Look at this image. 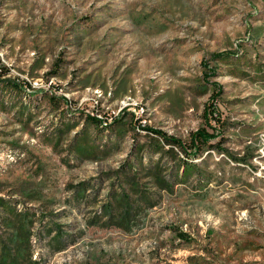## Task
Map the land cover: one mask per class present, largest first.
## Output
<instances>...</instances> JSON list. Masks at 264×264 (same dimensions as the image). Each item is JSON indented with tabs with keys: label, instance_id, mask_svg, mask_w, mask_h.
I'll return each instance as SVG.
<instances>
[{
	"label": "rangeland",
	"instance_id": "obj_1",
	"mask_svg": "<svg viewBox=\"0 0 264 264\" xmlns=\"http://www.w3.org/2000/svg\"><path fill=\"white\" fill-rule=\"evenodd\" d=\"M3 69L0 196L34 213L35 264H264V0H0ZM212 94L221 124L206 129L225 151L203 158L207 181L158 191L135 172L158 157L137 125L187 140ZM49 95L76 123L57 143ZM86 114L131 121L95 137L96 159L69 148ZM130 175L155 203L128 228L101 225Z\"/></svg>",
	"mask_w": 264,
	"mask_h": 264
},
{
	"label": "trees",
	"instance_id": "obj_2",
	"mask_svg": "<svg viewBox=\"0 0 264 264\" xmlns=\"http://www.w3.org/2000/svg\"><path fill=\"white\" fill-rule=\"evenodd\" d=\"M216 56L217 58H223L221 55ZM4 71L5 69L0 70V76L5 74ZM206 84L207 82H204L203 86ZM11 85L17 88L15 81H12ZM209 85L214 84L210 83ZM218 93H220L219 89L215 91V94ZM215 94L211 95L210 102L202 111L205 126H199L195 130L190 131L187 140H182L173 135H169L160 129L140 124L137 125L141 126V130H146L145 134H150L148 137V143L152 144L151 150L157 153L158 157L157 159H154V161H148L145 165H142V159H134L140 168L138 171L135 170V172H142L158 191L163 190L167 194H170L173 192L175 184L186 183L191 177H194V181H201L202 183L203 181L208 180L210 173L207 169L202 167L207 159L203 158L209 153L208 150H215L217 152L219 150L221 152L225 151L218 144V142H220V137L214 140L219 136L221 131H208L206 129L208 126L211 127L208 118L215 119V122L219 125L221 124L218 119L213 116V113L216 111V107H214L213 104V101L217 98ZM59 98L64 100L62 97ZM46 101L49 107L57 110L58 115L61 116L58 118L59 121L53 128V131H55L53 132L55 142L57 143L62 136L75 128L76 123L71 119L63 120V111L59 109V101L56 100V98L49 95L46 97ZM17 106V112L20 115L23 111V106L20 103ZM124 112L125 110L121 111V113ZM27 116H29L28 113H26V117ZM27 119L28 117L26 120ZM111 119L112 120L109 123H106L98 117L86 114L82 121L81 128L74 132L73 138L70 141L69 148L71 151L80 158L85 156L87 158L96 159V154L103 151L94 144L95 137L103 129L109 128L111 125H113V127L115 126L114 133L116 136L122 135L125 124L131 122L125 123L122 114L118 115V117H112ZM133 122L135 123L137 120L135 119ZM88 128H91L90 134L87 132ZM202 155L203 157L201 159L195 161V157L198 158ZM162 156H167L169 159H161ZM232 160L239 162V160L247 161L248 159ZM125 165L127 166V164ZM166 165L168 166L167 173L164 171ZM126 170L127 168L120 171L124 174ZM135 174L137 175V173ZM136 175L125 176V180L129 183L130 191L133 195L120 192L114 196L115 194L113 193L110 202L101 207L102 213L107 214L106 222L101 225L114 224L120 228H128L131 226L133 220L136 219L143 206H151L155 203V197L151 195V192L142 189L135 180ZM77 193L78 192L76 191L75 195L78 196ZM13 201V199L0 196V228H2V230H0V264H35L37 261L31 259L29 244V237L31 234L30 226L32 224L34 213L30 211L29 208H24L22 210L17 209L16 204ZM96 218L97 214L93 215L90 219V223H94ZM3 230L5 232H3ZM176 235L181 241L190 242L188 241L189 238L186 233L176 230ZM58 236L57 232L51 236L49 238V244L53 245L54 243L53 246H57ZM190 258L191 257H188V259Z\"/></svg>",
	"mask_w": 264,
	"mask_h": 264
}]
</instances>
